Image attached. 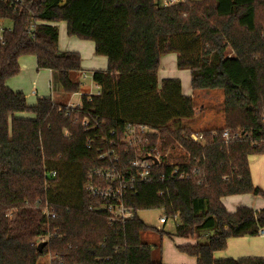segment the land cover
Instances as JSON below:
<instances>
[{
  "label": "trees",
  "instance_id": "16d2710c",
  "mask_svg": "<svg viewBox=\"0 0 264 264\" xmlns=\"http://www.w3.org/2000/svg\"><path fill=\"white\" fill-rule=\"evenodd\" d=\"M157 1L24 0L17 9L0 2V17L11 20L0 45V264H165L161 244L153 251L142 239L158 230L137 216L155 208L176 219L172 236L188 240L177 248L195 264H264L213 256L228 238L264 229V209L229 212L222 203L234 194L264 196L248 164L264 154V0ZM60 21L67 36L92 41L107 58L106 69L91 70L98 93H82L75 107L67 98L80 91L84 70L77 51L58 48ZM167 53L189 70L193 90L221 89V127L193 131L184 123L195 113L192 96L178 78L157 80ZM24 55L56 74L65 101L29 105L7 85ZM127 125L150 129L148 143L128 147ZM145 153L159 163L123 198L134 214L110 219L97 209L104 201L84 190L88 173L114 165L131 173L128 162ZM60 164L78 169L71 196L60 192Z\"/></svg>",
  "mask_w": 264,
  "mask_h": 264
},
{
  "label": "rangeland",
  "instance_id": "374dc122",
  "mask_svg": "<svg viewBox=\"0 0 264 264\" xmlns=\"http://www.w3.org/2000/svg\"><path fill=\"white\" fill-rule=\"evenodd\" d=\"M162 2L167 3L169 0H158L157 3ZM5 25H9V21L4 22ZM58 27L59 33V41L60 43H64V45L68 44V36L66 34V23L64 21H60L56 23ZM171 56V55H169ZM20 63V71L14 77H11L9 83L11 85H15L16 89H20L24 92L26 98L30 101V103H34L38 96L49 94V88L47 85V79L45 76L38 75V72H43L45 70L37 69L35 66V57L33 55H24L19 60ZM174 64L171 66L172 69L176 71H180L177 66ZM164 70L162 67L160 69V73ZM168 71V70H167ZM167 74L163 75H172L166 72ZM83 74L86 75L85 78L81 75V87L80 90L87 91L86 93L97 92V88L91 79V71L84 70ZM174 74V73H173ZM162 75V74H161ZM158 74V80L161 78H175L172 76H164L162 77ZM36 89L37 95L35 96L32 91ZM91 91V92H90ZM194 106L196 108V113L194 116L188 120H184V123L189 126L193 131H201L206 128H216L221 127L223 125V114H222V98L223 94L221 89H196L193 90V94L191 95ZM73 101L76 103L79 100V93L75 94ZM27 100V101H28ZM73 102V103H74ZM201 105H204L205 112L200 114L198 109ZM169 150H165L164 153L168 154ZM257 154H251L250 156H256ZM59 172L61 173V181L60 184V192L64 194V190H68V194L73 193L74 184L77 182L78 177V169L74 165H64L60 164L58 167ZM63 185V187L61 186ZM72 187V188H71ZM68 196V195H65ZM70 197L68 196L67 199ZM137 216L148 226L156 228L158 231L153 232H145L142 234V239L145 242L151 243L153 245V251L156 247L159 248L158 245L161 244L160 253L162 256V262L165 264H195L196 258L191 256L185 252L179 251L176 245L184 243L188 240L175 238L172 236L174 232L176 219L168 218L166 223H160L159 218L164 216L162 209H143L137 211ZM190 242H194V240H189ZM48 258H42V262H46Z\"/></svg>",
  "mask_w": 264,
  "mask_h": 264
},
{
  "label": "crops",
  "instance_id": "0c3cea01",
  "mask_svg": "<svg viewBox=\"0 0 264 264\" xmlns=\"http://www.w3.org/2000/svg\"><path fill=\"white\" fill-rule=\"evenodd\" d=\"M67 38H68L69 45H64V43L61 44L59 41V33H58V48L60 50L77 51L80 54V66L83 70L88 69L91 71V70L106 69L107 58L104 56H99L95 54L94 43L92 41L80 40L75 37H69V36ZM174 61L176 63L175 53H167L160 57L159 66L157 69V80H158V74L160 75L162 74L161 75L162 77L174 75L175 78H178L180 80L182 94L192 95L193 89L191 88V85H190L189 70L179 69L180 71L178 70L176 71L175 69H172L171 66L174 64ZM35 66H36V62H35ZM161 67L164 70H162V72L160 73L159 71ZM166 72L172 75H163V74H167ZM38 75L40 76L44 75L45 79H47L49 94L42 95L43 93H41V96H38L37 98L51 96L54 99H59L63 101L66 100V98L64 97L62 93L60 85L57 81L56 74L53 71L49 69H45L43 70V72H38L37 76ZM9 80L10 79H8L7 81V85L11 89L23 92L20 89H16L15 85H11L9 83ZM160 81L161 80H158V82ZM86 92L87 91L80 90L76 93L71 94L70 97L67 98V102L73 103L74 102L73 96L75 94L79 93V96H80L82 93H86ZM32 93L35 96L38 94L36 89H34ZM221 98L223 99L222 96ZM27 100L28 98H26L27 104L29 105L33 104V103H30L29 100L28 101ZM79 101H80V97H79V100H77L76 103L74 102L73 104H79ZM198 111L200 114H203L205 112L204 105H201ZM194 112L196 113V108ZM18 116H28V115L25 113H20L18 114ZM248 164H249V170H250V176H251L252 183L257 187L264 189V154H257L256 156H249ZM222 203L225 209L229 212H234L236 208L240 206H246L254 210H260V209H264V196L255 195L251 193L234 194V195L223 197ZM213 256L216 259L264 258V235H260L258 233V235H254V236L245 235V236H239V237H230L226 241L225 248L223 250L215 251ZM161 260H162V256H161Z\"/></svg>",
  "mask_w": 264,
  "mask_h": 264
},
{
  "label": "built area",
  "instance_id": "2783aa9c",
  "mask_svg": "<svg viewBox=\"0 0 264 264\" xmlns=\"http://www.w3.org/2000/svg\"><path fill=\"white\" fill-rule=\"evenodd\" d=\"M24 0H0L4 5L13 7L14 9L19 8L23 4ZM176 0H169L167 3H173ZM9 21V25H5L4 22ZM11 30V20L8 18L0 17V45L4 43V36L6 32ZM83 78L86 77L82 73ZM97 88V87H96ZM91 92V91H90ZM93 93V92H91ZM87 93V94H91ZM95 93V92H94ZM98 93V90L95 94ZM70 107H75L78 104H73L68 102ZM152 133L150 129L143 125H127L124 132L122 141L132 148H136L139 145L148 143V135ZM222 137L227 141L229 139V134L224 131ZM193 140L201 139L199 135H192ZM148 155L144 158L143 156ZM152 156V157H151ZM101 159L104 158L103 154H100ZM116 160V158H114ZM159 163V155L150 153L140 154L135 159L128 162V168L133 169L131 173H124L122 168L114 165L111 168L94 169L91 170L86 178L84 185V190L92 197H99L104 201L97 209H106L109 212L110 219L112 220H122L124 218L131 217L134 212L132 209L125 207L123 203V198L129 194H135L136 185L139 182L146 180L149 176V170L153 165ZM52 176L55 172L50 173ZM167 218L165 216L159 218L160 223H166ZM258 233L264 235V229H259ZM46 237H39L38 243L44 242Z\"/></svg>",
  "mask_w": 264,
  "mask_h": 264
},
{
  "label": "water",
  "instance_id": "95a60500",
  "mask_svg": "<svg viewBox=\"0 0 264 264\" xmlns=\"http://www.w3.org/2000/svg\"><path fill=\"white\" fill-rule=\"evenodd\" d=\"M44 245H45V243H44V242H41V243L38 244L37 247H38V249L40 250Z\"/></svg>",
  "mask_w": 264,
  "mask_h": 264
}]
</instances>
